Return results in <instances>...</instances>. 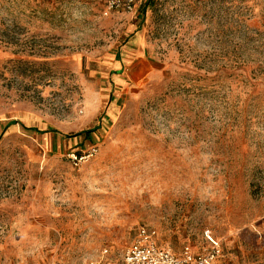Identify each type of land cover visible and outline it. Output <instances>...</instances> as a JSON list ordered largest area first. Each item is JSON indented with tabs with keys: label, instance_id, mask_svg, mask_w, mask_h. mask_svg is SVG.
I'll list each match as a JSON object with an SVG mask.
<instances>
[{
	"label": "rangeland",
	"instance_id": "obj_1",
	"mask_svg": "<svg viewBox=\"0 0 264 264\" xmlns=\"http://www.w3.org/2000/svg\"><path fill=\"white\" fill-rule=\"evenodd\" d=\"M107 6L0 0V264H264V0Z\"/></svg>",
	"mask_w": 264,
	"mask_h": 264
},
{
	"label": "built area",
	"instance_id": "obj_2",
	"mask_svg": "<svg viewBox=\"0 0 264 264\" xmlns=\"http://www.w3.org/2000/svg\"><path fill=\"white\" fill-rule=\"evenodd\" d=\"M135 3L136 0H108L107 13L114 10L132 12ZM96 152V147H93L83 155L74 154L71 158L75 165H79L94 156ZM105 252L107 253V250ZM221 252L220 245L215 244L203 252H195L187 246L180 254H177L159 243L156 229L141 227L127 248L120 264H217Z\"/></svg>",
	"mask_w": 264,
	"mask_h": 264
},
{
	"label": "crops",
	"instance_id": "obj_3",
	"mask_svg": "<svg viewBox=\"0 0 264 264\" xmlns=\"http://www.w3.org/2000/svg\"><path fill=\"white\" fill-rule=\"evenodd\" d=\"M139 68L141 71H146L148 70V66L145 62H141L140 65H139ZM0 131H2V125H0Z\"/></svg>",
	"mask_w": 264,
	"mask_h": 264
}]
</instances>
